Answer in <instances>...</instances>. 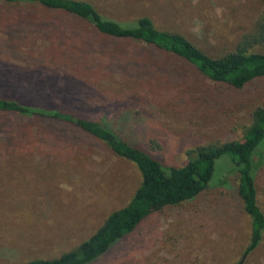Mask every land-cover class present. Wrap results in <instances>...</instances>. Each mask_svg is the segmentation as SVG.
Instances as JSON below:
<instances>
[{
    "label": "rangeland",
    "instance_id": "obj_1",
    "mask_svg": "<svg viewBox=\"0 0 264 264\" xmlns=\"http://www.w3.org/2000/svg\"><path fill=\"white\" fill-rule=\"evenodd\" d=\"M89 1L121 18L144 9L212 52L232 49L264 6ZM258 89L216 99L207 79L151 46L101 34L59 11L0 1V96L109 122L161 163L182 165L199 140L240 139L262 100ZM256 149V198L264 209V139ZM226 158L205 190L176 205H152L133 233L88 264H264V232L255 250L242 254L249 218ZM138 182L134 164L97 139L45 118L0 113V264L57 257L122 207Z\"/></svg>",
    "mask_w": 264,
    "mask_h": 264
},
{
    "label": "trees",
    "instance_id": "obj_2",
    "mask_svg": "<svg viewBox=\"0 0 264 264\" xmlns=\"http://www.w3.org/2000/svg\"><path fill=\"white\" fill-rule=\"evenodd\" d=\"M9 4L37 5L89 23L99 33L144 43L173 57L178 66L205 79L214 87V98L253 93L258 89L262 100L248 113L249 122L240 139L224 142L197 141L187 149L192 156L182 165L161 163L137 143L120 135L104 120L74 113L56 106L22 102L0 96V113L23 114L45 118L71 126L100 141L113 155L134 164L139 182L129 200L111 211L85 239L53 258H34L14 264H88L105 253L119 238L133 233L157 204L176 205L205 190L224 160L236 171L235 192L241 211L249 218V235L243 255L255 250L264 232V209L256 198L253 156L264 139V6L251 26L230 50L214 52L163 24L159 18L140 9L123 18L100 11L89 0H0ZM219 93V96L215 94ZM263 158V157H262Z\"/></svg>",
    "mask_w": 264,
    "mask_h": 264
}]
</instances>
